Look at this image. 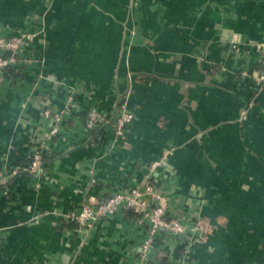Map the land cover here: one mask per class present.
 Returning a JSON list of instances; mask_svg holds the SVG:
<instances>
[{"label":"crops","instance_id":"1","mask_svg":"<svg viewBox=\"0 0 264 264\" xmlns=\"http://www.w3.org/2000/svg\"><path fill=\"white\" fill-rule=\"evenodd\" d=\"M22 30L41 33L0 85V169H20L0 187V264H264L263 64L228 39L264 41V0H0V32ZM124 96L123 139L85 130L88 106L113 113ZM45 110L61 116L51 141ZM158 159L153 183L169 216L199 227L191 238L161 232L142 262L147 225L131 212L88 234L62 219L135 188Z\"/></svg>","mask_w":264,"mask_h":264},{"label":"built area","instance_id":"2","mask_svg":"<svg viewBox=\"0 0 264 264\" xmlns=\"http://www.w3.org/2000/svg\"><path fill=\"white\" fill-rule=\"evenodd\" d=\"M40 33V31L34 30L10 31L8 34H2L0 32V85L3 83L9 69L17 68L23 63H29V60L23 57L22 53L25 48L31 46L38 39ZM255 48L263 64V70L256 76L255 82L258 87L264 88V45L255 46ZM76 107L74 93L71 91L63 110L72 111ZM85 112V130L88 133H94L111 128V138L115 143L125 137L134 120V114L129 108L128 96L120 99L117 115L114 117L112 116V111L102 109L94 104L88 106ZM43 115L45 118L51 119V127L46 136V141H51L60 134L61 116L59 114L51 115L48 110H45ZM42 150L43 146H39L37 151L32 154L29 165L23 169L24 171L32 175H38L42 171ZM161 164L162 159L149 163L146 166V173L142 181L135 188L120 190L98 200L94 197L93 199H86L76 211L62 214V219L75 224L80 233L88 234L97 222L110 218L121 211L131 212L135 216L136 223L147 225V236L139 249V258L142 262L148 259L156 243V238L161 232L175 237L185 236L191 238L199 230V227L196 225H187L178 218L169 216L170 202L167 196L153 183L154 173ZM19 171V168L10 170L0 169V187H5L8 178L17 175ZM90 175V186L94 187L97 180L92 170L90 171ZM37 187L39 186L37 185ZM57 214L55 210L47 211L42 212L36 218L41 219ZM1 244L0 237V247ZM180 264L193 263L185 261Z\"/></svg>","mask_w":264,"mask_h":264},{"label":"water","instance_id":"3","mask_svg":"<svg viewBox=\"0 0 264 264\" xmlns=\"http://www.w3.org/2000/svg\"><path fill=\"white\" fill-rule=\"evenodd\" d=\"M27 1H29V0H27ZM41 1H42V6L44 9H48L52 4V0H41ZM228 39L232 44H236V45L241 44V43H245L246 45H252V46L264 45V41L260 42V41L248 40L246 42H242L240 36H238L237 34H230L228 36ZM116 115H117V110H115L112 113L113 117ZM44 165L45 164L42 163L41 168L44 167Z\"/></svg>","mask_w":264,"mask_h":264}]
</instances>
